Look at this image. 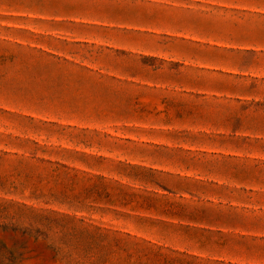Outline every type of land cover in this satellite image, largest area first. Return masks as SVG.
<instances>
[{"label": "rangeland", "instance_id": "obj_1", "mask_svg": "<svg viewBox=\"0 0 264 264\" xmlns=\"http://www.w3.org/2000/svg\"><path fill=\"white\" fill-rule=\"evenodd\" d=\"M0 264H264V0H0Z\"/></svg>", "mask_w": 264, "mask_h": 264}, {"label": "crops", "instance_id": "obj_2", "mask_svg": "<svg viewBox=\"0 0 264 264\" xmlns=\"http://www.w3.org/2000/svg\"><path fill=\"white\" fill-rule=\"evenodd\" d=\"M65 18V19H64ZM70 18V17H69ZM67 16L63 17V18H53V19H43L41 24L46 25V23H49L50 25H52L53 27H55L56 29L53 30L52 32H55L54 36L51 38L52 41H57L59 43L62 42H67L69 38H67V34L64 33V31L59 28L62 25H70V26H78V27H85V28H96L97 27V23H103V21H95L92 20L90 18V16L86 15L85 17H81V18H77L74 17L76 19H74V21L68 20L69 19ZM69 33H71V29L69 30ZM73 34V31L72 33ZM56 37V38H54ZM72 41H77V40H72Z\"/></svg>", "mask_w": 264, "mask_h": 264}]
</instances>
